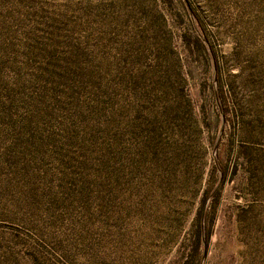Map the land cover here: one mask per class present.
Instances as JSON below:
<instances>
[{
  "label": "rangeland",
  "instance_id": "obj_1",
  "mask_svg": "<svg viewBox=\"0 0 264 264\" xmlns=\"http://www.w3.org/2000/svg\"><path fill=\"white\" fill-rule=\"evenodd\" d=\"M0 264H264V0H0Z\"/></svg>",
  "mask_w": 264,
  "mask_h": 264
},
{
  "label": "water",
  "instance_id": "obj_2",
  "mask_svg": "<svg viewBox=\"0 0 264 264\" xmlns=\"http://www.w3.org/2000/svg\"><path fill=\"white\" fill-rule=\"evenodd\" d=\"M191 18H192L193 23L195 24V20H194V18L192 17V15H191ZM199 34H200V33H199ZM203 40H204V39H203ZM216 149H217V144H216V146H215V148H214L213 155H215V153H216ZM220 182H221V179L219 180V182L216 184L215 188H214L213 191L211 192L210 197H212L213 194L217 191V189H218V187H219V185H220ZM207 203H208V202H207ZM207 203H206V205H207ZM204 222H205V209H204V211H203V213H202V216H201L202 241H203V244H204V251H203L202 261H201V263H203V261L205 260V257H206V251H205V232H204Z\"/></svg>",
  "mask_w": 264,
  "mask_h": 264
}]
</instances>
